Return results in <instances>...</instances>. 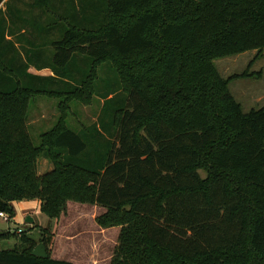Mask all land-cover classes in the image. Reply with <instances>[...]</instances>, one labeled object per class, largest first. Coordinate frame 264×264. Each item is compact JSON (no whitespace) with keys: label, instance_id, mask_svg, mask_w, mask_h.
Returning a JSON list of instances; mask_svg holds the SVG:
<instances>
[{"label":"trees","instance_id":"16d2710c","mask_svg":"<svg viewBox=\"0 0 264 264\" xmlns=\"http://www.w3.org/2000/svg\"><path fill=\"white\" fill-rule=\"evenodd\" d=\"M17 1L39 14L25 15ZM90 2L9 0L0 11V212L11 219L23 200H38L50 219L68 201L104 206L98 225L120 227L110 264H264V107L244 112L228 89L253 72L224 78L214 64L262 55L264 0H105L96 28ZM23 26L45 36L25 39ZM15 42L26 44V61ZM106 62L119 82L97 94L87 140L108 149L90 154L87 129L69 128L66 110L91 101ZM30 65L53 75L29 73ZM117 93L127 95L125 108L103 131L99 118ZM38 95L65 99L37 146L26 120ZM41 156L52 163L43 174ZM39 231L46 258L33 255L37 242L22 230L23 247L0 245V264H74L52 258L51 233ZM12 237L0 233V242Z\"/></svg>","mask_w":264,"mask_h":264},{"label":"rangeland","instance_id":"374dc122","mask_svg":"<svg viewBox=\"0 0 264 264\" xmlns=\"http://www.w3.org/2000/svg\"><path fill=\"white\" fill-rule=\"evenodd\" d=\"M101 1L91 0L90 2L94 4L96 15L95 22L91 25L92 28H96L100 23L99 7L103 6L105 0L100 4ZM48 19L56 23L60 22L59 18L53 14H50ZM255 55V50H248L214 60L217 70L224 78L245 71L254 73V76L234 78L228 85L229 92L241 104L244 112L264 107V51L260 57L253 60ZM252 60V65H250ZM82 63V60H78L75 66L78 65L82 70L81 72L85 74L89 67L84 70ZM118 82L119 78L115 70L106 62L99 71L97 93L92 96L91 101L86 104L73 100L70 103V109L66 110V124L69 128L77 132L87 129L84 134H86L85 138L90 146L88 149L90 154H94V146L99 147L101 152L108 149L107 144L102 140L97 139L94 142L87 140V138H92L91 135L95 136L97 124L95 121L102 106V99L97 94L106 89L114 90ZM126 97L127 95L125 96L123 93H117L112 100L106 101V108L98 121L102 125L103 131H108L107 128H110L108 122L111 115L115 114L118 109L125 108ZM64 99L65 96L63 95L56 98L40 95L30 100L26 127L34 145L38 146L40 134L51 129L57 122L60 114L58 105ZM51 168L52 164L46 162L42 157L38 158L37 170L39 174H43ZM200 175L204 177L205 172L200 170ZM13 206L15 215L10 220L7 221L0 217V233L17 232L18 237L1 240L2 248L23 247L19 239V233L22 230L37 244L41 243L39 241L43 235L39 228L46 227L51 233L48 246L52 258L68 260L74 264L111 263V258L118 244L120 227L102 228L98 225L96 216L105 212L104 206L68 201L58 219H50L41 212L38 200L14 201ZM27 217L33 218V221H26Z\"/></svg>","mask_w":264,"mask_h":264},{"label":"crops","instance_id":"0c3cea01","mask_svg":"<svg viewBox=\"0 0 264 264\" xmlns=\"http://www.w3.org/2000/svg\"><path fill=\"white\" fill-rule=\"evenodd\" d=\"M9 0H1L0 1V11H4L6 12V4ZM25 2H29V0H24ZM18 4V6H20L21 8L24 9V14L25 15H28L30 14V16H32V14L34 16H37L39 14V10L38 9H31V7H27L26 4H22L21 2L17 1L16 2ZM23 34L24 35V38H38L40 39L41 36H45L44 34H40L39 31H32L31 29H28L27 27L23 26V28L21 29V31L19 32V35ZM48 37H53V36H56V34L54 33H51V34H48L47 35ZM9 39H14V36H8ZM15 45L17 47V51L19 52V58L21 57V59L23 61H26V55H25V52L22 48V46H26L25 43H22V42H15ZM47 55H49V53H46ZM27 71L29 73H33V74H38V75H41V76H50V75H53V72L52 70L49 68V67H44V68H37L33 65H30L27 69ZM40 96V95H38ZM42 96H46V95H42ZM49 97V96H47ZM52 98H56V97H52ZM103 102V100H102ZM42 103V102H41ZM29 108V107H28ZM59 112V110H58ZM55 115V114H54ZM60 116V114H59ZM43 117V115H42ZM58 121V120H57ZM56 124V123H55ZM29 133V132H28ZM42 134V133H41ZM40 134V135H41ZM30 135V134H29ZM40 138V137H39ZM42 158L45 159L46 162H49V164H52L47 158L41 156ZM40 158V157H39ZM38 161V160H37Z\"/></svg>","mask_w":264,"mask_h":264},{"label":"water","instance_id":"95a60500","mask_svg":"<svg viewBox=\"0 0 264 264\" xmlns=\"http://www.w3.org/2000/svg\"><path fill=\"white\" fill-rule=\"evenodd\" d=\"M28 222H32L33 218L27 217ZM33 255L46 258L48 256L46 247L43 243H38L33 249Z\"/></svg>","mask_w":264,"mask_h":264},{"label":"built area","instance_id":"2783aa9c","mask_svg":"<svg viewBox=\"0 0 264 264\" xmlns=\"http://www.w3.org/2000/svg\"><path fill=\"white\" fill-rule=\"evenodd\" d=\"M0 217L7 221L10 220L8 214L3 211L0 212Z\"/></svg>","mask_w":264,"mask_h":264}]
</instances>
